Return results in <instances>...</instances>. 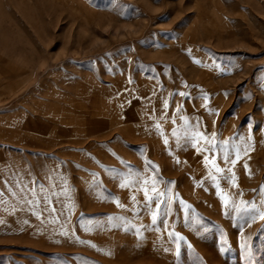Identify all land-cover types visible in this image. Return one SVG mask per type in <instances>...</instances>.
<instances>
[{"label": "rangeland", "instance_id": "obj_1", "mask_svg": "<svg viewBox=\"0 0 264 264\" xmlns=\"http://www.w3.org/2000/svg\"><path fill=\"white\" fill-rule=\"evenodd\" d=\"M173 128L216 147H177ZM120 160L141 173L129 188L105 171ZM18 178L57 211L38 219L7 190ZM262 188L264 0H0V264H264Z\"/></svg>", "mask_w": 264, "mask_h": 264}, {"label": "snow or ice", "instance_id": "obj_2", "mask_svg": "<svg viewBox=\"0 0 264 264\" xmlns=\"http://www.w3.org/2000/svg\"><path fill=\"white\" fill-rule=\"evenodd\" d=\"M188 52H189V54H191V49H189ZM195 63L199 64L200 61L195 60ZM129 83H131V80H129ZM179 95L184 97V96H187L188 94L185 92H181V93H179ZM205 99H207V97H205ZM164 107L165 108L168 107L167 100L164 101ZM177 110L179 111L180 109L178 108ZM173 123H175V119H173ZM187 123H188V121L185 120L186 125H187ZM155 127L158 131H160V134L163 136V131L161 129V125L159 122H157ZM194 127L197 129L200 127L199 121L196 122ZM182 135L185 138H187L189 136L192 137V140L194 142H192L191 146L195 149V151L197 153H202L203 151H205V149L203 147L198 146L201 141H206L208 143V145L210 146L207 149L208 151H211L213 148L216 147V144L214 143L215 137L217 136L216 132H212L210 134L211 139H209L208 134H206L202 131H198V130L197 131H190L189 129L186 128L184 133L181 134L177 131L176 128H173L172 132H171V136L176 138V146L177 147L181 146L180 142H181ZM163 142L165 145L169 144V139L167 136H164ZM186 142H187V140H186ZM225 143H227V141H225ZM113 155H116V154L113 153ZM117 159H120V158L117 157ZM204 159L206 162L208 161L207 156H205ZM236 159H239V153L236 154ZM236 159H233L230 162L234 165L236 163ZM224 160H225V162H229V157L227 155V152L224 156ZM177 162H179V161H177ZM212 162H213V164H215L214 160ZM120 163L127 168V172H122L116 168L105 169V171H107L109 173V175L112 176L113 179L120 181V183H119L120 188H122V189L129 188L130 182L128 180V177H131L133 175L139 177L141 175V173L138 171L134 172V170H133L134 166L129 165L127 161L120 160ZM145 166H146V169L150 168L153 173L158 172V168L150 160L145 161ZM245 168L247 169V164H245ZM216 171L222 172V171H224V169L217 167ZM93 175L95 177L96 174H93ZM152 181H153V187L151 188V192L155 194L156 209L159 210L161 207V204H165L166 208H165V211L163 214L167 215L169 212H171V204H172L173 199H174V197L172 195H170L172 190H171V188H167L166 191H157L156 183L157 182L164 183V181H162V180L157 181V178L155 175L153 176ZM4 183H5V185L8 186L7 190L13 196H19L20 200L32 210L33 214L36 215L38 219L43 215L44 211H49L50 214L57 211V209L55 207H50L53 204L51 196L52 195L58 196L59 194L51 193V195H50L49 194L50 189H46L44 184L40 180L32 178L29 180L28 183H23V180L21 178H18L16 180L15 185H10L9 181H7V180ZM139 183H140V187L136 188V192H139L141 190L143 191V196H144V205L143 206H144V208L148 209L150 211V214H151V225H142L141 226L145 229V231H147L149 229V227L157 224L158 217H157L156 211H151V205H152V201L154 199V196L149 194V189L147 187L148 180L144 179V180L140 181ZM65 184H66V181H65ZM13 187H18L19 190L14 191ZM62 191H64V189H62ZM261 191H264V188H262ZM41 194H43V195H41ZM2 195H3V192H0V196H2ZM130 199H131L132 204H133L132 210L136 211L138 213V209H136V205H139L140 201L137 200L136 194L134 193L130 197ZM42 202H43V204H42ZM116 203H117L118 207H120L122 209L126 207L124 204H121L118 200L116 201ZM179 203L184 208L185 212L187 211L188 208L191 207V205H186L183 200H180ZM41 207H42L41 211H39V212L36 211V209L41 208ZM236 210H237V212H240V211L251 212V211L255 210V205H253L252 208L241 209L238 207ZM111 219H113V218L109 217V220H111ZM117 219L123 220L124 218L118 217ZM261 219H264V213H261ZM0 223H3V221H0ZM24 223H28V221L25 220ZM163 223L165 226H167V220H164ZM125 230L127 231L128 229L126 228ZM153 230L155 231L157 229L153 228ZM135 233L137 236H139L140 235V228H136ZM64 234L67 235V233H64ZM169 235L171 236L172 234L169 233ZM176 237L178 240L183 239V237L180 236L178 233L176 234ZM81 243H84V242L81 241ZM178 249H179V244H177V250ZM164 250L168 251L167 248H165ZM248 254L250 255V253H248ZM58 264H63V262H58Z\"/></svg>", "mask_w": 264, "mask_h": 264}]
</instances>
